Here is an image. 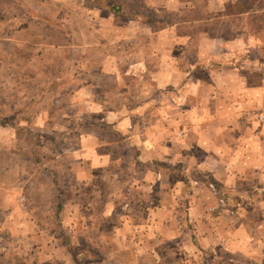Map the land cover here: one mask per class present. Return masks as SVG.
Masks as SVG:
<instances>
[{
	"label": "crops",
	"instance_id": "obj_1",
	"mask_svg": "<svg viewBox=\"0 0 264 264\" xmlns=\"http://www.w3.org/2000/svg\"><path fill=\"white\" fill-rule=\"evenodd\" d=\"M101 1L0 5V264H264V127L249 123L264 12ZM180 167L259 196L254 220L210 216Z\"/></svg>",
	"mask_w": 264,
	"mask_h": 264
},
{
	"label": "rangeland",
	"instance_id": "obj_2",
	"mask_svg": "<svg viewBox=\"0 0 264 264\" xmlns=\"http://www.w3.org/2000/svg\"><path fill=\"white\" fill-rule=\"evenodd\" d=\"M202 1V0H200ZM5 0H0V5L4 4ZM99 2H103L101 0H86V6H90L89 3L92 6H95L94 4L99 3ZM241 2H243V6L245 9L249 8V11H257L260 10L262 12H264V0H241ZM5 5V4H4ZM138 6L136 4H131V3H127L126 4V9H132L135 11V8H137ZM143 9V6H142ZM241 8H239L238 10H240ZM54 10V8H53ZM52 10V11H53ZM233 10H237V9H226V11H233ZM47 11L51 12L50 9H47ZM146 11H148L146 9ZM145 9H143L142 14L143 16L146 14L144 13ZM0 13H1V9H0ZM148 19V18H146ZM148 21V20H147ZM46 23V22H44ZM254 23L256 25V28L254 29L256 31V29L258 28V26H263L264 27V18L262 17V15L258 16V19L256 21H253V23L250 22V24H252L251 28L255 27L253 26ZM49 25H45V27H48ZM262 50H259L258 52H249V77H250V86L252 85L253 88H255L256 90H264V82L262 80V77H260L261 73H264V54L261 53ZM248 70V68H247ZM246 70V71H247ZM245 71V70H244ZM259 92H257L256 94L253 95L252 100H250V102H252V109H253V115L251 114L249 116V123L253 122L252 126L253 127H264V100L262 101L261 98H258ZM260 105V106H259ZM183 167H180L179 169L177 168L176 173L178 175V177H182L183 180H185L187 182V186H188V191H189V197H191L193 194V192L195 190H200V191H204L211 194L215 199H216V206L213 209H206V213H208L210 216L213 217H223V218H227V219H235L237 217H242L246 220H254V218L256 217L257 213L254 211L255 210V205L257 206V200L258 199V203L260 201V198H258L259 196H256L255 199H253L254 197H250V196H233L231 195L228 190L219 182L215 181L213 179V177L206 172H197L194 171L193 173H191V170L189 172H185L183 169ZM212 184L215 188L216 191L218 193V195L224 200V205L223 207H218V196L217 194H213L210 190V188H208V185ZM124 193V191H123ZM126 194V195H125ZM133 196L132 194V189H127L125 190L124 196L123 198H125L126 203L124 205H122L123 208L127 209L129 202L128 201V197L127 196ZM155 200V199H154ZM27 202V198L26 196H22L20 197V204H24ZM155 203V201H151L149 203L150 206H153V204ZM192 204V199H190L189 201H184L183 203H181L180 205L176 206L174 209V215H177V213H181L186 215L187 211L189 209V207ZM177 209V210H176ZM176 210V211H175ZM229 210L231 211V213H226ZM224 253L221 254V256H223ZM210 254L209 253H201L198 257L201 256V264H209V259L208 256ZM188 263V262H187Z\"/></svg>",
	"mask_w": 264,
	"mask_h": 264
},
{
	"label": "built area",
	"instance_id": "obj_3",
	"mask_svg": "<svg viewBox=\"0 0 264 264\" xmlns=\"http://www.w3.org/2000/svg\"><path fill=\"white\" fill-rule=\"evenodd\" d=\"M208 188H210V190H211V192L213 193V194H217V196H218V207H223V205H224V200L218 195V193H217V191H216V188L212 185V184H209L208 185ZM227 212L226 213H231V211H229V210H226Z\"/></svg>",
	"mask_w": 264,
	"mask_h": 264
}]
</instances>
